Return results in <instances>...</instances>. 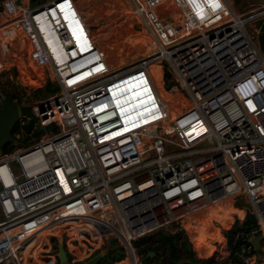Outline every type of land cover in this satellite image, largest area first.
Instances as JSON below:
<instances>
[{
    "label": "built area",
    "instance_id": "1",
    "mask_svg": "<svg viewBox=\"0 0 264 264\" xmlns=\"http://www.w3.org/2000/svg\"><path fill=\"white\" fill-rule=\"evenodd\" d=\"M130 1L156 50L117 68L75 0L2 1L5 27L21 30L31 62L49 66L58 89L29 103L32 114L19 115L13 147L0 149V264H45L29 241L50 223L115 233L127 249L238 193L256 222L234 230L233 252L240 264H257L264 2L247 16L229 0ZM29 124V142H19ZM125 259L132 264L126 257L112 264Z\"/></svg>",
    "mask_w": 264,
    "mask_h": 264
},
{
    "label": "rangeland",
    "instance_id": "2",
    "mask_svg": "<svg viewBox=\"0 0 264 264\" xmlns=\"http://www.w3.org/2000/svg\"><path fill=\"white\" fill-rule=\"evenodd\" d=\"M2 1L0 0V91L15 95L21 103L35 104L54 92L40 93L39 88L48 85L49 89L57 90V82L49 66H37L31 62V46L21 30L5 27L7 17L1 13ZM17 1L33 4L46 0ZM75 1L87 25V14H90L92 26L89 27V32L94 41L106 51L107 57L111 55L110 47H114L113 51L115 50L117 56L113 53L115 57L109 61L112 62L110 65L113 68L129 65L156 50L151 33L134 13L130 0ZM230 1L236 11L247 16L256 14L259 10H249L264 2V0ZM88 5L90 12H86L89 9ZM252 19L258 23L263 17ZM116 57L118 60H115ZM164 75L168 83L174 82L168 72ZM245 206H249V201L243 193L223 194L217 201L210 200L205 207L192 212L185 221L147 234L151 235L149 240H154L159 231L172 235L178 254V259L175 261L168 258L167 244L163 245L156 241L153 246L159 247L149 249L145 253L138 252L135 245L137 239L132 240L131 246L126 249L115 233L100 235L87 228L86 231L78 230L79 227L72 221L48 224L35 233L29 243L31 245L33 243L37 256L43 259L45 264H54L56 261L54 259H58L60 245L73 264H80L88 255L93 256L98 253L104 255L107 250L116 248L117 243L122 246L124 254L122 258H133L132 264H230L231 249L227 245L224 229L228 228L236 217L241 221L242 208ZM225 213L230 216L227 222L218 219L219 214ZM52 256L53 260H51ZM256 257L257 264H264V243L260 251H256ZM34 261L37 263V259L32 262ZM104 264L109 262L105 261ZM118 264H130V262L125 259Z\"/></svg>",
    "mask_w": 264,
    "mask_h": 264
},
{
    "label": "water",
    "instance_id": "3",
    "mask_svg": "<svg viewBox=\"0 0 264 264\" xmlns=\"http://www.w3.org/2000/svg\"><path fill=\"white\" fill-rule=\"evenodd\" d=\"M260 46L264 51V28L260 37ZM152 71L157 74V82L161 89L158 67L153 66ZM162 92L165 93L164 91ZM20 114L30 116L32 114L31 106L29 104H19L17 100L11 99L8 95L0 91V149L14 140L12 131L15 127V123L19 119ZM242 211L243 216L241 217V221H248L251 223L256 222V216L251 210L250 206H245ZM262 238V234H258L254 237L253 244L256 250H259V245ZM57 255L60 264H72L69 261L62 245L59 246ZM102 256L103 255L99 253L95 254L88 257L86 260H83L80 264H96Z\"/></svg>",
    "mask_w": 264,
    "mask_h": 264
},
{
    "label": "trees",
    "instance_id": "4",
    "mask_svg": "<svg viewBox=\"0 0 264 264\" xmlns=\"http://www.w3.org/2000/svg\"><path fill=\"white\" fill-rule=\"evenodd\" d=\"M236 1H238V0H236ZM48 87H49L48 85L40 87L39 92L40 93H47V91L48 92L56 91L55 88L49 89ZM5 94L8 95L11 99H16L18 101V99L16 98L15 95L8 93V92H6ZM30 128H31V124L26 126L25 134L21 137V139H19V142H22V143H28L29 142L30 135L28 134V132H29ZM13 145L14 144H7V145L3 146V150L10 149L13 147ZM219 218L221 220L223 219V217H219ZM249 224H250V222H247V221L240 222L239 219L236 217L234 219V221L232 222V224L228 228L224 229V236L226 237L227 245L231 249V252L229 253V258H232L231 259L232 263H230V264H240V261L237 259V257L235 256V254L233 252L232 233L234 232L235 229H238L240 227H244V226L249 225ZM159 232L160 233H157V237L154 240L153 239L149 240L151 238V235H147V234L137 238V240H135V245L137 246L138 252L145 253L149 249H153L154 247H156V248L159 247V246H153L154 242L159 241L163 245L167 244L168 258L170 260L175 261L176 259H178V254H176L177 248L174 245L175 243H173V241H172L173 236L170 234H166L165 232H162V231H159ZM262 244H263V242H262ZM51 254L54 255L53 253H51ZM122 256H123L122 246L117 243V247L107 250L106 253L100 258V260L96 264H104L105 261L109 262V264H112L114 261L122 258ZM88 257H90V255H88L87 258ZM54 264H60L58 262V259H56V262Z\"/></svg>",
    "mask_w": 264,
    "mask_h": 264
},
{
    "label": "crops",
    "instance_id": "5",
    "mask_svg": "<svg viewBox=\"0 0 264 264\" xmlns=\"http://www.w3.org/2000/svg\"><path fill=\"white\" fill-rule=\"evenodd\" d=\"M78 2V1H77ZM229 2L231 3V1L229 0ZM232 4V3H231ZM89 6V5H88ZM89 9L86 11V12H90V6L88 7ZM81 12H83V11H81ZM89 14V13H88ZM87 14V22H88V26L90 27V26H92L91 25V23H90V14L88 15ZM84 15V14H83ZM86 17V16H85ZM91 28V27H90ZM249 206H250V204H249ZM243 209V208H242ZM219 217H223V219L221 220ZM219 217H218V219H220L221 221H228V219L230 218V216L229 215H227V213H225V214H219ZM240 222H243V221H240ZM248 222V221H247ZM250 224H251V222H250ZM263 235V234H262ZM262 242L264 243V235H263V238L261 239V241H260V245H259V250H256V251H260V249H261V247H262ZM261 246V247H260Z\"/></svg>",
    "mask_w": 264,
    "mask_h": 264
},
{
    "label": "bare ground",
    "instance_id": "6",
    "mask_svg": "<svg viewBox=\"0 0 264 264\" xmlns=\"http://www.w3.org/2000/svg\"><path fill=\"white\" fill-rule=\"evenodd\" d=\"M113 48H114L113 46L110 47V53H109V54H111V55L108 56L109 61H110L112 58H114V57H115L114 54H116L115 50L113 51ZM113 53H114V54H113ZM116 56H117V54H116ZM109 57H110V58H109ZM115 60H118L117 57H116ZM111 61H112V60H111ZM110 63H112V62H110ZM168 101L170 102L169 99H168Z\"/></svg>",
    "mask_w": 264,
    "mask_h": 264
}]
</instances>
